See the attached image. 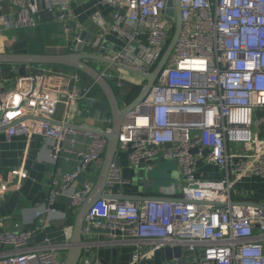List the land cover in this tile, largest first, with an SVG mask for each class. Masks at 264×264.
I'll list each match as a JSON object with an SVG mask.
<instances>
[{"label":"built area","instance_id":"built-area-1","mask_svg":"<svg viewBox=\"0 0 264 264\" xmlns=\"http://www.w3.org/2000/svg\"><path fill=\"white\" fill-rule=\"evenodd\" d=\"M4 1L0 0V11ZM10 1L17 3L18 10L0 14V34L4 29L37 26L42 11H61L56 18L64 31L78 17L73 10L77 0H39L40 6L38 0ZM169 1L102 0L114 8L112 22L99 8L93 20L104 34L114 31L122 40L119 50L111 48L104 56L151 72L175 29V18L166 13ZM181 5L180 36L149 93L122 125L118 153L125 152L129 167L146 176L157 162L175 161L184 201L111 197L124 194L123 186L130 181L122 165L112 163L106 196L93 203L84 228L88 235L94 229L107 231L108 243L131 247L128 264H155L151 259L155 256L160 264H178L180 259L184 264H264V208L253 201L234 200L231 194L236 179L264 176V136L255 131L256 124L264 126V114L255 117L257 109H264V0H181ZM80 41L76 36L71 48ZM99 41L90 38L85 49L96 52ZM98 62L102 75L122 88L125 80L120 74L115 82L114 71H125ZM33 65H24L25 73L15 86L0 95V130L7 140L40 136L51 143L53 161L63 151L75 152L77 165L53 177L32 227L15 222L2 228L11 217L2 214V203L15 179L26 177L27 171L13 169L0 175V264H64L59 254L70 247L72 226L65 241L45 237L35 246L29 241L45 227L49 218L42 216L44 212H60L61 196L66 195L78 212L93 184L73 186L91 165H102L108 144L105 136L68 126L70 118L81 115L80 101L91 97L96 82H84L79 71ZM12 69L20 71V67ZM61 104L65 116L58 120ZM81 133L91 139L85 149H76ZM67 141L70 147L64 145ZM200 161L217 165L227 175L219 180L198 178ZM93 243L84 244L89 253L77 264H104L98 257L92 259ZM176 247L181 248V256L173 252L170 259H162L164 249Z\"/></svg>","mask_w":264,"mask_h":264},{"label":"crops","instance_id":"crops-1","mask_svg":"<svg viewBox=\"0 0 264 264\" xmlns=\"http://www.w3.org/2000/svg\"><path fill=\"white\" fill-rule=\"evenodd\" d=\"M17 6L16 2L6 0L4 1V8L0 11V14H15L18 10ZM98 8L104 13L108 21L112 22L111 15L114 11L112 6L103 3L102 0H77L73 5V10L78 17L72 24V28L68 27L69 31H64L63 25L56 17L54 19L42 21L40 22L41 24H38L33 28L4 29L0 34V52L9 50L14 43H16L15 50L17 52H38L39 49H41L42 52L50 53L72 51L73 48H71V42L75 40L76 36L81 35L84 31L91 34V39L100 38V41L102 39L107 40L109 45H106V48L111 49L112 47L121 46L122 40L118 37L116 32L109 30L104 34L102 28L98 27L94 22L92 16ZM123 12H125V10H123ZM107 26L109 27V25ZM54 28L57 30L56 33L66 37L65 40L67 44L50 42L51 40L56 41L58 37L53 36L55 32H53L52 29ZM27 32L30 34V40L25 41L21 35ZM100 49L101 45L99 44V46L95 48V51L100 53ZM90 62L92 64L95 62L99 64L96 60H90ZM2 64L5 63H0V83L8 88L14 87L18 77L22 75L21 72L15 71L14 75H11L9 70L2 68ZM6 64L11 65L12 63ZM13 65L16 67L21 66L18 64ZM52 67H55V65H52ZM56 68L66 70L64 66H56ZM75 71L76 70L74 69L71 72ZM32 73L34 74V72ZM83 81L92 82L94 80L83 79ZM142 82L143 79H140L137 83ZM114 86L118 93L123 90L122 95H120V103L122 106H126L130 102L128 99L130 91L125 94V84L122 88L115 83ZM90 96V98L106 100L105 93L97 83ZM80 108L82 110L81 115L78 114L70 118V123L81 124L86 127L97 129H105L108 126H111V120L103 118L102 112L100 115L96 116L94 110L84 100L80 101ZM263 114L264 109L259 108L255 112V117H261ZM64 116V105L61 104L55 117L60 120ZM255 131L260 136H264V126L256 124ZM90 139V136L84 133L79 134V141L75 148L85 149ZM64 145L70 147L71 144L67 141ZM50 148L51 143L45 141L40 136H34L31 138L18 136L12 140H7L5 132L0 130V175H6L13 169H25L27 171L26 177L19 176L15 179L7 192L6 199L2 203V214L11 216L5 221L2 228L12 227L15 222H19L22 227L35 226L38 221L37 211L48 197L49 191L52 187L51 182L53 177L61 174L65 170H72L76 167L77 156L75 152L63 151L62 157L57 161H53L50 155ZM116 157L123 167L122 173L124 177L130 180L123 186L122 190L124 194H150L175 198L181 197V174L175 161L162 160L159 161L160 163L157 162L158 164L156 163V167L161 168L164 172V182L156 183L155 181L152 189L145 191L142 185H140L142 180V177H139L140 173L138 171H133L128 165L127 154L125 152H119ZM101 166L98 164L91 165L78 178L73 188L81 187L85 185V183H92L94 188L101 171ZM196 175L200 179L219 180L227 174L226 171L215 164L200 161L198 163ZM149 176H152V174ZM231 177L233 178V176ZM231 194L232 198L237 201H253L259 204H264V176L252 174L236 179ZM57 207L60 211L57 214H47L44 212L45 214L42 216L49 219L47 220L45 227L38 230L34 237L30 239V246L42 243L45 237H49L52 241L56 242L65 241L67 228L72 226L71 236L69 238L70 242L73 235L75 221L80 209L76 213V210L70 205L66 195L61 196L57 203ZM84 239L85 244H88L90 241L94 242L90 250L91 252L96 253V257L101 259L104 264H128L130 262L132 248L108 243L107 241L110 239V236L107 231L94 229L89 235L85 233ZM101 241H103L104 244L99 245ZM71 244L72 243L70 242V245ZM85 248L86 246L83 247V254L86 252ZM69 249L70 247L68 246V248L60 251L59 256L62 260H66ZM151 259L155 264L161 263L159 256H155Z\"/></svg>","mask_w":264,"mask_h":264},{"label":"water","instance_id":"water-1","mask_svg":"<svg viewBox=\"0 0 264 264\" xmlns=\"http://www.w3.org/2000/svg\"><path fill=\"white\" fill-rule=\"evenodd\" d=\"M40 1L38 0V5L40 6ZM182 5L181 0H171L168 3V8L166 9V13L169 17L175 18V29L170 38V41L159 59L158 63L154 67L151 72H142L136 70L134 68L125 66L117 61H113L104 54L110 50L106 48V45H109L108 41L102 39L99 44L101 45L100 53L99 52H90L85 49V43L91 38L90 33H86L84 31L81 35V41L78 42L77 47L72 51L61 52V53H50V52H17L15 50L16 43H14L9 50L0 52V63H12L18 64L20 66L21 74H24V65L27 64H39V65H49V66H66L75 69L81 73L88 75L92 80H94L98 86L103 90L106 95V100H100L97 98H85L84 101L91 106L94 110L95 115L98 116L102 112V117L112 121L110 130L106 129H97L83 126L81 124L70 123L68 126L74 127L80 131H88L95 134H99L105 136L108 140L107 149L105 152L104 160L101 166V171L97 182L84 202L81 206L76 221L74 225L73 235L70 239L72 243L70 245V249L68 252V256L64 262V264H77L80 257L83 254V247L85 244L84 234L86 230L84 228L86 215L93 205L95 201L106 196V180L107 175L112 163L118 164L119 160L116 157L119 147V134L121 131V127L123 124L127 123L129 114L131 111L141 103V101L147 96L151 87L156 82L160 72L166 65V62L172 53L177 40L180 36L182 29ZM61 11H57L53 13L52 11H42L40 13L41 21H47L49 19H54L55 17L60 16ZM69 28H72V24L68 25ZM97 32V31H96ZM114 50H119V47H112ZM90 60H96L105 63H111L115 67L120 68L126 72L134 73L140 76L143 79V85L138 93V95L130 101L126 106H122L120 103L119 93L116 91L114 83L110 82L106 77H104L100 71V66L93 65ZM120 77L117 76L115 78V82H118ZM125 85L130 88H135L137 84L132 81H125ZM6 90L5 85L0 86V95L4 93ZM55 123H60L58 120H52ZM141 184L143 189L151 190L153 185L155 184L154 176H146L143 173H140ZM111 197H115L118 199H128V200H182L183 198H175L169 196H156V195H140V194H122V195H113ZM220 203V202H215ZM260 207L264 208V204L255 203ZM174 255L181 256L182 250L180 247H176L174 249L166 248L161 252V256L163 260L170 259ZM89 252L86 251L85 254ZM92 259L96 257V253H92ZM171 264H176L171 262ZM178 264H184L183 259H180Z\"/></svg>","mask_w":264,"mask_h":264},{"label":"rangeland","instance_id":"rangeland-1","mask_svg":"<svg viewBox=\"0 0 264 264\" xmlns=\"http://www.w3.org/2000/svg\"><path fill=\"white\" fill-rule=\"evenodd\" d=\"M34 27H36V26H34ZM33 28V27H32ZM53 30V32H55L54 34H53V36H58L57 37V40L56 41H54V40H51L50 42L51 43H62V44H67V42H66V37L64 36V35H60V34H58V33H56V29L54 28V29H52ZM52 36V37H53ZM60 36V37H59ZM72 36V35H71ZM70 36V37H71ZM76 36V35H75ZM80 36V35H79ZM69 37V38H70ZM73 37V36H72ZM53 39H55V38H53ZM95 66H97L98 64L95 62V63H93ZM65 68H66V70L65 71H72V70H74V69H72L71 67H66V66H64ZM115 73H114V76L116 77V76H119L120 74H122L123 75V77H124V80L125 81H132V82H135L137 85H139V86H142V84L141 83H137L140 79H142L140 76H138V75H136V74H134V73H131V72H124V73H122V72H118V71H114ZM142 83H144V82H142ZM8 88V87H7ZM122 91L123 90H121V92L119 93V96L120 95H122ZM124 91H125V94L126 93H128L129 91H131V88L130 87H127L126 85H125V87H124ZM158 163H160V162H158ZM157 163V164H158ZM156 164V165H157ZM133 171H135V170H133ZM150 174H152V176H154L155 178H156V183H162V182H164V179H163V177H164V172H163V170L161 169V168H157L156 166L154 167V169L150 172ZM153 258V257H152Z\"/></svg>","mask_w":264,"mask_h":264},{"label":"trees","instance_id":"trees-1","mask_svg":"<svg viewBox=\"0 0 264 264\" xmlns=\"http://www.w3.org/2000/svg\"><path fill=\"white\" fill-rule=\"evenodd\" d=\"M40 24H41V23H40ZM21 36H22V38H24L25 41L30 40V34H29L28 32L22 34ZM32 52H34V51H32ZM38 52H42V50L39 49ZM13 66H14L13 64H11V65L6 64V63H5V64H2V68H3V69H6V70H9V72H10L11 75H14V72H15V70L12 69ZM33 66H38V64H34ZM24 67H25V66H24ZM55 67H56V66H55ZM33 69H34V68H33ZM81 74H82V78H83V79H85V80H92V79L89 78L88 75H86V74H84V73H81ZM141 88H142V86H139V85H137L135 88H131V91H130V94H129V96H128V99H129L130 101L133 100V99L138 95V93L140 92Z\"/></svg>","mask_w":264,"mask_h":264}]
</instances>
